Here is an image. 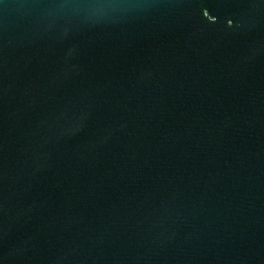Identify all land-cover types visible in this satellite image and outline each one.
Here are the masks:
<instances>
[{"label":"water","instance_id":"water-1","mask_svg":"<svg viewBox=\"0 0 264 264\" xmlns=\"http://www.w3.org/2000/svg\"><path fill=\"white\" fill-rule=\"evenodd\" d=\"M0 264H264V0H0Z\"/></svg>","mask_w":264,"mask_h":264}]
</instances>
